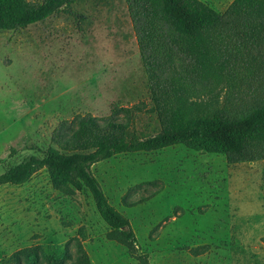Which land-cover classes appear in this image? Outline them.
Masks as SVG:
<instances>
[{
    "label": "rangeland",
    "instance_id": "374dc122",
    "mask_svg": "<svg viewBox=\"0 0 264 264\" xmlns=\"http://www.w3.org/2000/svg\"><path fill=\"white\" fill-rule=\"evenodd\" d=\"M202 1L224 13L235 0ZM72 10L0 30V176L58 149L54 131L77 117H112L130 138L161 131L128 0H80ZM250 52L225 38L212 77L189 101L251 100L258 87L246 78L260 75L262 63ZM93 170L130 220L133 249L108 238L89 192L43 169L23 185L0 186V264H54L67 254L64 263L74 264L81 248L91 264H264V161L230 165L180 145L118 155Z\"/></svg>",
    "mask_w": 264,
    "mask_h": 264
},
{
    "label": "trees",
    "instance_id": "16d2710c",
    "mask_svg": "<svg viewBox=\"0 0 264 264\" xmlns=\"http://www.w3.org/2000/svg\"><path fill=\"white\" fill-rule=\"evenodd\" d=\"M78 1L0 0V30H20L60 13L73 14L72 6ZM128 8L161 131L144 139L136 133L130 138L128 126L112 117L101 120L87 115L65 121L52 136L58 149L51 148L43 158L32 156L6 171L0 176V186L23 185L46 169L55 182L89 192L110 227L108 238L133 249L137 237L132 224L109 202L94 173L95 165L118 155L180 145L222 154L230 165L264 161V79L260 77L264 73V0H235L224 13L202 0H128ZM228 37L245 43L250 60L262 63L260 75L254 71L246 78L258 87L253 98L234 100L231 96L222 104L205 105L189 101L195 95L194 86L212 77L211 61ZM79 253L74 264H91L82 248ZM53 259L54 264H65L71 255ZM6 264L22 262L17 258Z\"/></svg>",
    "mask_w": 264,
    "mask_h": 264
},
{
    "label": "crops",
    "instance_id": "0c3cea01",
    "mask_svg": "<svg viewBox=\"0 0 264 264\" xmlns=\"http://www.w3.org/2000/svg\"><path fill=\"white\" fill-rule=\"evenodd\" d=\"M255 163H256V162H255ZM244 164H245V163H244ZM238 193H239V192H238ZM232 194H233V193H232ZM232 199H233V201H232V202L234 203V202H235V200H236L235 196H233V197H232ZM233 210H234V209H233Z\"/></svg>",
    "mask_w": 264,
    "mask_h": 264
}]
</instances>
